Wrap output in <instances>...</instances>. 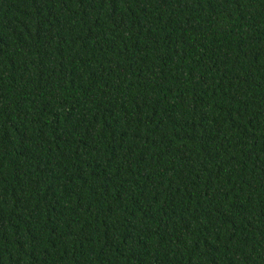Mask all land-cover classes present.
Here are the masks:
<instances>
[{"label": "trees", "instance_id": "16d2710c", "mask_svg": "<svg viewBox=\"0 0 264 264\" xmlns=\"http://www.w3.org/2000/svg\"><path fill=\"white\" fill-rule=\"evenodd\" d=\"M0 264H264V0H0Z\"/></svg>", "mask_w": 264, "mask_h": 264}]
</instances>
